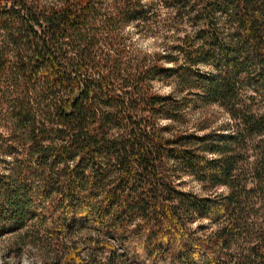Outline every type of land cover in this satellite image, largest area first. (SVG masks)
<instances>
[{"label":"trees","instance_id":"trees-1","mask_svg":"<svg viewBox=\"0 0 264 264\" xmlns=\"http://www.w3.org/2000/svg\"><path fill=\"white\" fill-rule=\"evenodd\" d=\"M165 3L193 25L150 53L128 31L161 17L143 0H0V235L44 234L61 264L86 249L108 250L98 264H264V110L246 104L264 106V0ZM197 99L232 128L176 126ZM188 174L202 193L177 185ZM198 219L216 225L192 232Z\"/></svg>","mask_w":264,"mask_h":264},{"label":"rangeland","instance_id":"rangeland-1","mask_svg":"<svg viewBox=\"0 0 264 264\" xmlns=\"http://www.w3.org/2000/svg\"><path fill=\"white\" fill-rule=\"evenodd\" d=\"M147 3V7L153 8L161 14V17L157 16V22L154 23V26L151 28L152 33H148L144 30H139L135 26H130L128 31L131 37V41L134 45L143 52H158L163 49L172 51L176 50V43L178 42V36H180L184 29L191 30L193 22L188 20L186 16H180L175 14L165 3V0H143ZM180 63H184V59L179 57L178 60ZM200 70L204 74L212 76L214 74L213 68L200 65ZM155 88L163 93H167L170 90H173L171 83L168 81L158 80L155 82ZM180 96H187V98L194 99V95L191 93L188 95L187 89L178 90ZM177 93V91H176ZM249 93L247 90L245 94ZM251 102V103H250ZM246 101L248 108L259 112L264 110V106L259 103L257 98L253 100ZM182 107V106H181ZM163 123L167 122V119L161 120ZM182 124V125H180ZM200 124H205L208 127L204 130H197V134L208 136H217L226 134L232 128V121L229 118L226 110L215 101L202 103L199 99L194 100L188 103L185 108H181L179 112V122L176 123V126L179 125L180 129L183 126L188 127L189 130L196 128ZM264 136V133L260 136H255V139ZM246 145L249 147L247 153H250L253 149L254 139L252 141H246ZM252 160V156L248 158L247 162L241 164V168L245 169L249 166V161ZM177 185L185 190L192 192L194 194H200L203 192L202 184L199 183L195 177L191 175H182L176 181ZM226 191V187L220 186L214 189H211L208 193L212 195L222 194ZM216 224L209 221L198 219L194 222L188 224V227L192 232H201L206 233L207 231L213 229ZM3 233L0 235V264H61L51 262V258L54 257L56 247L51 241L46 237L42 238L44 234L41 233ZM38 236L39 241L36 240L33 244V237ZM82 236V237H81ZM81 238L96 237L95 233H84L77 235L73 240L78 241L77 244H80ZM77 238V239H75ZM51 242V243H50ZM70 241H67V243ZM111 242L117 245L114 239ZM85 256L88 259V264H98V261H103L107 255H109L108 250L105 251H96L95 254L92 253L91 249H86ZM89 255V256H88ZM96 257L95 261H92V257ZM45 259V261H43ZM118 259L115 264H133L128 261L124 262L123 258ZM123 261V263H122ZM67 264V263H64ZM137 264V263H134Z\"/></svg>","mask_w":264,"mask_h":264}]
</instances>
